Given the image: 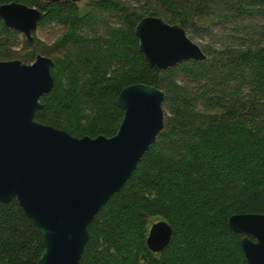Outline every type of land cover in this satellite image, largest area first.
I'll use <instances>...</instances> for the list:
<instances>
[{
    "label": "trees",
    "instance_id": "1",
    "mask_svg": "<svg viewBox=\"0 0 264 264\" xmlns=\"http://www.w3.org/2000/svg\"><path fill=\"white\" fill-rule=\"evenodd\" d=\"M89 4L45 6L40 25L64 28L50 46L27 41L0 16V60L31 63L38 53L54 59V88L35 114L42 123L79 137L113 136L124 117L116 98L125 86L143 82L165 92L164 129L89 224L80 264H247L242 235L228 218L264 214V27H240L247 44L207 45V60L164 71L146 61L135 27L155 15L187 30L215 11L225 20L262 14L264 0ZM159 220L171 224L174 234L164 251L153 252L147 237ZM42 250L39 229L18 201H0V264H36Z\"/></svg>",
    "mask_w": 264,
    "mask_h": 264
},
{
    "label": "water",
    "instance_id": "2",
    "mask_svg": "<svg viewBox=\"0 0 264 264\" xmlns=\"http://www.w3.org/2000/svg\"><path fill=\"white\" fill-rule=\"evenodd\" d=\"M0 16L32 40L43 12L11 1L0 5ZM135 33L146 61L160 71L208 59L185 27L160 16H144ZM53 66L54 59L41 53L31 63L0 60V201L17 200L39 229L43 250L36 264H80L89 224L164 129L165 92L143 82L125 86L116 98L124 110L117 133L79 137L35 119L44 107L41 97L54 88ZM228 225L242 235L247 264H264V214H233ZM173 234L167 221L154 222L148 248L164 251Z\"/></svg>",
    "mask_w": 264,
    "mask_h": 264
},
{
    "label": "rangeland",
    "instance_id": "3",
    "mask_svg": "<svg viewBox=\"0 0 264 264\" xmlns=\"http://www.w3.org/2000/svg\"><path fill=\"white\" fill-rule=\"evenodd\" d=\"M92 0H84L80 3L82 8H86ZM129 3L142 5L145 0H126ZM116 24V23H115ZM112 22V25H115ZM247 25L254 26L255 31L258 28L264 27V12L262 14L245 15L232 20H225L217 11L213 15L203 17L202 21L198 22L195 26H190L187 29L189 37L198 43L203 49L207 45H212L215 48L221 47L223 43L242 42L247 44V37L241 35L239 29ZM64 28L61 25L51 24L40 27L36 36L38 40L43 41L46 46H50L55 43L62 35ZM20 36L24 38V35L20 33ZM237 36H241V39H237ZM23 46L20 44L19 48ZM165 110V108H164ZM165 111V115H166Z\"/></svg>",
    "mask_w": 264,
    "mask_h": 264
},
{
    "label": "flooded vegetation",
    "instance_id": "4",
    "mask_svg": "<svg viewBox=\"0 0 264 264\" xmlns=\"http://www.w3.org/2000/svg\"><path fill=\"white\" fill-rule=\"evenodd\" d=\"M11 1H18V2H20V3H23V2H21V1H19V0H11ZM10 1V2H11ZM82 1H84V0H80V1H72V0H59V1H54V0H44V6L43 7H38V6H32V7H36V8H38L39 10H41L42 12H43V18H44V15H46L45 13H46V8H45V6L47 5H52V4H54V3H63V2H72V3H74V4H76L80 9H83L82 7H81V5H80V3L82 2ZM92 1H94V0H92ZM23 4H26V3H23ZM26 5H28V4H26ZM28 6H31V5H28ZM88 6L90 7V4H88ZM87 8V7H86ZM86 8H84V9H86ZM42 18V19H43ZM42 19L38 22V26H37V29L33 32V39L32 40H28L27 39V37L25 36V34H23L22 32H20V31H17V30H14V31H17L18 33H21V34H23L24 35V38L27 40V41H29V42H33V41H35V39H38L37 38V36H36V32H37V30L40 28V27H43V26H41L40 25V22L42 21ZM10 29V28H9ZM12 30V29H11ZM39 54V53H38ZM37 54V55H38ZM36 55V56H37Z\"/></svg>",
    "mask_w": 264,
    "mask_h": 264
}]
</instances>
